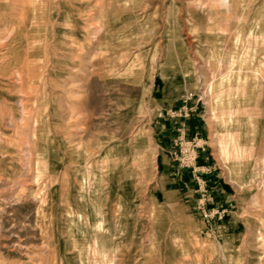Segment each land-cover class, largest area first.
Here are the masks:
<instances>
[{
    "label": "rangeland",
    "instance_id": "rangeland-1",
    "mask_svg": "<svg viewBox=\"0 0 264 264\" xmlns=\"http://www.w3.org/2000/svg\"><path fill=\"white\" fill-rule=\"evenodd\" d=\"M263 177L264 0H0L2 264H264Z\"/></svg>",
    "mask_w": 264,
    "mask_h": 264
},
{
    "label": "bare ground",
    "instance_id": "bare-ground-1",
    "mask_svg": "<svg viewBox=\"0 0 264 264\" xmlns=\"http://www.w3.org/2000/svg\"><path fill=\"white\" fill-rule=\"evenodd\" d=\"M223 1H225V0H223ZM18 75V74H17ZM18 77V76H17ZM29 154V153H28ZM28 164V163H27ZM29 167V166H28ZM29 169V168H28ZM262 176V175H261ZM264 178V177H263ZM0 264H2L1 262H0Z\"/></svg>",
    "mask_w": 264,
    "mask_h": 264
}]
</instances>
